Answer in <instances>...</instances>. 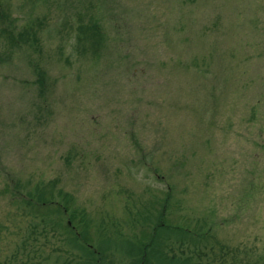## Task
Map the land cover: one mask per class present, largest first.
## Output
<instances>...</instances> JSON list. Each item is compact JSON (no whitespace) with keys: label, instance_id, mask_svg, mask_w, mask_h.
<instances>
[{"label":"rangeland","instance_id":"obj_1","mask_svg":"<svg viewBox=\"0 0 264 264\" xmlns=\"http://www.w3.org/2000/svg\"><path fill=\"white\" fill-rule=\"evenodd\" d=\"M0 3L36 38L0 63V264L34 224L68 216L99 263L134 264L121 240L158 212L189 234L161 230L150 264H264V0ZM42 184L61 206L68 194L64 216L21 201ZM60 231L38 235L33 262L85 260Z\"/></svg>","mask_w":264,"mask_h":264},{"label":"trees","instance_id":"obj_2","mask_svg":"<svg viewBox=\"0 0 264 264\" xmlns=\"http://www.w3.org/2000/svg\"><path fill=\"white\" fill-rule=\"evenodd\" d=\"M31 29H32L31 27H25L20 31L16 30V27L14 25V19L11 17L10 13L7 10H5L3 5H1L0 3V34L4 37V39L7 42V45H5V49L0 51V63L4 61L6 58L10 57L12 48H15V47L19 48L21 44H23V42L25 44L30 42L31 41L30 36H33V38L36 39L35 34L31 31ZM80 30H82L83 32V37L90 40L88 42L90 44L96 45V48H98L100 41L102 40L101 39L102 32L99 28L98 23L90 22L89 25H86L85 27H81ZM37 73H38L37 82L40 85H42V88H43L45 85L44 77H43L44 71L38 69ZM6 188L5 190H7ZM34 191L33 192L28 191L26 196L25 197L23 196L21 199L23 203L28 204L29 206H31L32 209H36L39 211L40 209H44V208H46V210H50L53 208L52 211L58 213V217L64 216L62 213L63 211L70 210L69 208L70 197L68 196L67 193H64L63 195V198L65 199V203H64V206H61L59 201L57 202L53 201V195H52V192L49 186H45L44 184L36 185ZM12 192H14V190ZM165 208H166V205L164 204V209ZM164 215H165V212H158V214L156 215L155 228L150 234H147L142 231L141 236H139L138 238L133 237L132 241L127 240V239L121 240L122 241L121 244L123 245V247L121 246V248H124L126 246L130 247V250L127 251L126 253L127 255L132 256L131 254H132L133 248H136L139 251L140 255L134 264H150L151 250L152 251L159 250V248L157 249L156 246L159 244V241L160 242L162 241V236L160 233L161 230H165L166 232H172L175 229H177V230H180V233L189 234V230L187 229H184L182 227H176V226L173 227V225L167 221ZM68 220L70 221V224L69 222L62 224L61 223L62 221L60 219L59 220L51 219L50 222H52V224L49 225L50 228L47 229L45 225L48 224L49 220L44 219L43 220L44 223L42 222L44 226L41 227V230H39L38 228L40 225L34 224L32 227V230H30L31 233L29 232L25 237H23L21 241V245H19L18 250H16L15 254L13 255L12 260L8 261L7 264H43L42 263V261L44 260L43 258H40V260L33 262L32 260L34 259H31L29 250L31 249L32 245L34 246L35 243L38 242V235L41 234L44 236L47 234L48 230L49 231L50 230L52 231L61 230L60 232H65L66 233L65 241L67 243V246L73 245L75 247H80V249L82 250V257L85 256V260H79L80 257L78 255L73 254L71 256L69 250L66 249V254L70 257H67L65 259L64 261L65 264H103L99 262H101V259L104 257V254L102 251L98 250V248L95 247L93 243H91L90 235L88 233L87 235L85 232L80 231L78 224L72 220V216H68ZM207 234L208 232L202 233V234L193 233L192 235L193 236L197 235L196 237L198 239L194 237L196 240H199L202 237L205 240ZM163 242L164 240L162 241V245H163ZM200 242L197 241V244ZM39 248L40 246H38V248L35 249L34 255L36 256L33 258H36L37 256H39L38 255L39 254L38 252H40ZM23 252H26V254L22 255ZM160 254H163L164 257L166 258L164 251L162 252V250H160ZM195 255H198L199 257H201V255L205 256V252L202 253V250L198 249V253H196ZM95 257L97 258V260H93V258ZM179 261L183 263L185 262L187 264H202L201 261L193 260V258L190 255H188L187 258H184L183 260H179ZM106 264H113V261H109ZM231 264H240V263H239V260H235V262ZM244 264H250V263L245 262ZM253 264H258V263L256 262Z\"/></svg>","mask_w":264,"mask_h":264},{"label":"water","instance_id":"obj_3","mask_svg":"<svg viewBox=\"0 0 264 264\" xmlns=\"http://www.w3.org/2000/svg\"><path fill=\"white\" fill-rule=\"evenodd\" d=\"M70 224V223H69Z\"/></svg>","mask_w":264,"mask_h":264}]
</instances>
